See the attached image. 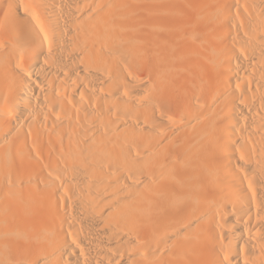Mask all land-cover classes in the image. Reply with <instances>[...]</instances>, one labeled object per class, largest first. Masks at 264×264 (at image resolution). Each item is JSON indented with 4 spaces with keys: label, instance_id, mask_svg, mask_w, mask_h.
Returning <instances> with one entry per match:
<instances>
[{
    "label": "bare ground",
    "instance_id": "6f19581e",
    "mask_svg": "<svg viewBox=\"0 0 264 264\" xmlns=\"http://www.w3.org/2000/svg\"><path fill=\"white\" fill-rule=\"evenodd\" d=\"M0 264H264V0H0Z\"/></svg>",
    "mask_w": 264,
    "mask_h": 264
}]
</instances>
